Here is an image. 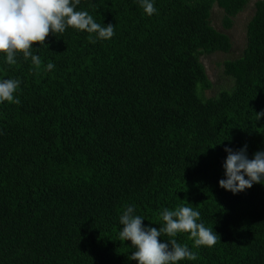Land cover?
Listing matches in <instances>:
<instances>
[{"label": "trees", "instance_id": "obj_1", "mask_svg": "<svg viewBox=\"0 0 264 264\" xmlns=\"http://www.w3.org/2000/svg\"><path fill=\"white\" fill-rule=\"evenodd\" d=\"M249 2L155 0L148 16L138 0H81L76 10L114 25L110 40L68 28L33 44L39 66L0 54V79L21 81L20 103L0 104V264H137L119 240L128 205L152 227L183 205L214 228L212 247L158 238L197 255L178 264H264V185L233 195L218 183L225 147L264 150V0L243 56L224 63L235 85L206 97L202 62L232 48L214 6L230 29Z\"/></svg>", "mask_w": 264, "mask_h": 264}, {"label": "clouds", "instance_id": "obj_2", "mask_svg": "<svg viewBox=\"0 0 264 264\" xmlns=\"http://www.w3.org/2000/svg\"><path fill=\"white\" fill-rule=\"evenodd\" d=\"M81 0H0V54L8 65L15 64L17 54L25 61L29 58L37 66L41 64L39 55L33 53V44L40 47L50 34H63L68 28L95 34V40H110L115 32L114 25L97 23L88 11L76 10ZM139 6L148 16L156 13L155 0H138ZM39 48V47H35ZM46 70L55 65L48 63ZM21 81L19 79H0V104L5 102L19 104L14 96ZM257 120L264 117V111L256 113ZM226 159L222 164L224 178L219 186L233 195L251 189L254 184L264 185V150L249 158L247 145L239 150L225 147ZM164 222L156 228L145 225V219L136 214L134 205H128L119 216V240L131 242L135 250L128 256L137 264H178L180 261H195L197 255L186 245L175 239L161 241L167 234L176 237L188 233L194 247H212L217 243L218 234L200 220V212L189 206H178L175 210L164 208L161 212ZM220 237V236H219Z\"/></svg>", "mask_w": 264, "mask_h": 264}, {"label": "rangeland", "instance_id": "obj_3", "mask_svg": "<svg viewBox=\"0 0 264 264\" xmlns=\"http://www.w3.org/2000/svg\"><path fill=\"white\" fill-rule=\"evenodd\" d=\"M259 0H250L245 10L240 12L235 18L230 29L225 28V11L217 4L212 10L211 22L218 31L227 34L232 42L229 52H216L211 55H204L202 62L206 67L207 74L212 81V88L206 91V97H217L222 91L230 90L235 85L234 78L224 72V63L236 60L243 56L247 47L248 24L255 15L256 3Z\"/></svg>", "mask_w": 264, "mask_h": 264}]
</instances>
